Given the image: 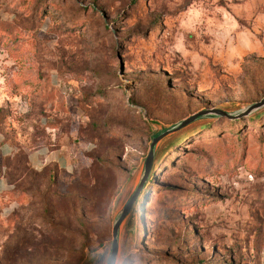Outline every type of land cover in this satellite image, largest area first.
I'll return each instance as SVG.
<instances>
[{
	"label": "rangeland",
	"instance_id": "obj_1",
	"mask_svg": "<svg viewBox=\"0 0 264 264\" xmlns=\"http://www.w3.org/2000/svg\"><path fill=\"white\" fill-rule=\"evenodd\" d=\"M263 97L264 0H0V264H264V106L112 233Z\"/></svg>",
	"mask_w": 264,
	"mask_h": 264
},
{
	"label": "water",
	"instance_id": "obj_2",
	"mask_svg": "<svg viewBox=\"0 0 264 264\" xmlns=\"http://www.w3.org/2000/svg\"><path fill=\"white\" fill-rule=\"evenodd\" d=\"M264 106V97L261 98L259 101H256L254 103H251L249 104L248 106H246L244 109L240 110L239 112L235 113V114H228L226 113L225 111L221 110V109H218V108H211V109H204V110H201V111H198L192 115H190L189 117H187L186 119H183L177 123H175L174 125H172L170 128H168L167 130H162L158 135H156L150 145H149V150H148V153L143 161V169H142V173H141V176H140V179L138 181V184L136 185L133 193L131 194V196L129 197V199L127 200V202L125 203V205L122 207L119 215L116 217V219L113 221V224H112V233L115 232L116 230V227H118L119 223L121 222L122 218L125 216L129 206L132 204V202L134 201L137 193H138V190L141 186V183H142V180L145 178L147 172H148V169H149V165H150V160H151V151H152V146H153V143L155 141L156 138H158L159 136L165 134L166 132H169V131H172L174 129H176L177 127L187 123L188 121L190 120H193L195 119L196 117L200 116V115H204V114H208V115H225L227 117H238V116H241V115H244V114H248L250 113L251 111L255 110V109H258L260 107ZM115 243L114 241V238L112 237L111 238V241H110V248H109V254H108V264H112L113 262V259H114V256L116 254V247L111 248V245ZM116 246V244H115Z\"/></svg>",
	"mask_w": 264,
	"mask_h": 264
},
{
	"label": "trees",
	"instance_id": "obj_3",
	"mask_svg": "<svg viewBox=\"0 0 264 264\" xmlns=\"http://www.w3.org/2000/svg\"><path fill=\"white\" fill-rule=\"evenodd\" d=\"M223 111H225V110H223ZM226 113H228V114H231L229 111H225ZM232 114H234V113H232ZM244 115H246V114H244ZM244 115H241V116H244ZM253 115L254 114H252L250 117L252 118L253 117ZM241 116H238V117H227V116H225V115H214V116H211V115H209L208 117H214V118H216V117H226V118H229V119H236V118H239V117H241ZM212 119H209V121H206L205 123H203V124H200V125H198L197 126V128H204V127H206V125H208L209 123H210V121H211ZM172 125H174V124H170V125H166V126H164V125H161V126H159V127H157L156 126V130H154L152 133H151V135H150V140H149V144H148V150H149V145H150V143H151V141H152V139L156 136V135H158L159 133H160V130L162 131V130H167L168 128H170ZM198 129V130H199ZM173 131V130H172ZM171 131H169V132H166L165 134H163V135H166L167 133H170ZM163 135H161V136H163ZM186 135L188 136V135H190V133L188 134V132H187V134H185V137H186ZM161 136H159L158 138H156L155 139V141H154V143H153V146H152V151H151V160H150V165H149V169H148V172H147V174H146V176H145V182H144V184H143V186L150 180V178L153 176V172H154V170H155V168H156V166L158 165V163H159V161L161 160V158L172 148V147H174L175 145H176V143H178V141H180L179 139H181V137L182 136H184V135H181V136H179V137H175V138H173L172 140H170L166 145H164L161 149H159L158 151L156 150V144H157V142H158V140L161 138ZM148 153V152H147ZM146 157V156H145ZM145 159V158H144ZM144 159H143V161H144ZM25 160H26V157H25ZM26 164H27V162H26ZM29 166V165H28ZM138 184V183H137ZM136 184V185H137ZM142 186V185H141ZM136 187V186H135ZM129 199V198H128ZM127 202V201H126ZM138 204V198H137V195H136V197H135V199H134V202L132 203V207L133 206H135V205H137ZM125 205V204H124ZM123 205V206H124ZM126 225L127 226H130L131 225V219H130V217H128L127 218V221H126ZM127 235H128V233H127ZM129 236V235H128ZM111 241V240H110ZM123 248L124 249H128L129 247H130V243H128L127 242V239L125 238V241L123 242ZM90 259H93V261H94V256L93 257H91ZM89 259V260H90ZM107 264H108V261H107Z\"/></svg>",
	"mask_w": 264,
	"mask_h": 264
},
{
	"label": "crops",
	"instance_id": "obj_4",
	"mask_svg": "<svg viewBox=\"0 0 264 264\" xmlns=\"http://www.w3.org/2000/svg\"><path fill=\"white\" fill-rule=\"evenodd\" d=\"M10 154L9 146L5 143L0 144V157H6ZM58 156H56V160H58L60 165L65 164V161L63 159H58ZM53 156L50 154V151L46 148H40L36 150H30L26 153V162L27 164L33 168V169H39L42 166H44L47 162V160H52ZM2 166H0L1 169ZM7 181L5 180L3 176V170H0V191H2L7 186Z\"/></svg>",
	"mask_w": 264,
	"mask_h": 264
}]
</instances>
